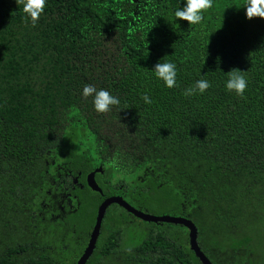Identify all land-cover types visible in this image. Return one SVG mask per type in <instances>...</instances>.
Segmentation results:
<instances>
[{
	"label": "trees",
	"instance_id": "obj_1",
	"mask_svg": "<svg viewBox=\"0 0 264 264\" xmlns=\"http://www.w3.org/2000/svg\"><path fill=\"white\" fill-rule=\"evenodd\" d=\"M241 2L213 0L202 21L188 26L175 21L177 0H46L32 26L19 3L0 0L6 196L18 195L22 210L37 208L65 182L80 202L71 219L92 226L99 192L124 185L132 189L126 199L151 213L158 207L159 215H178L184 203L214 264H257L254 243L264 239V20L245 19L235 7ZM160 59L177 65L178 87L165 88L152 75ZM233 68L247 80L242 97L223 87ZM197 79L211 87L182 95ZM85 84L108 89L120 103L95 113L91 97L80 96ZM100 165L107 187L88 177ZM119 210L110 220L127 223L128 212ZM163 226L123 244V231L107 232L106 225L87 264H201L177 225ZM37 247L41 252L20 264L76 262L53 257L46 241Z\"/></svg>",
	"mask_w": 264,
	"mask_h": 264
},
{
	"label": "flooded vegetation",
	"instance_id": "obj_2",
	"mask_svg": "<svg viewBox=\"0 0 264 264\" xmlns=\"http://www.w3.org/2000/svg\"><path fill=\"white\" fill-rule=\"evenodd\" d=\"M52 163L55 164V161L53 160ZM57 168H59L60 171L64 169L62 165H57ZM104 174V179L106 181L107 176L105 169ZM58 177L60 178L59 182H63L61 173H58ZM73 180L75 185H81L79 178L73 177ZM141 180L145 183L146 178L145 180L141 178ZM63 183L64 188L61 189V192L51 194V191H49L50 200L47 202H40V206L37 208L35 205L23 206L25 208L23 210L21 209L18 195H11L8 193L6 196L5 191L0 188V264H20V262H25L28 258L35 257L41 252V249L37 247V245L44 241L47 243L48 253L53 257L61 259H75L76 262L73 264H76L80 257L84 254L89 244L96 222L97 210L100 204L106 198L112 196H122L126 201L132 204L131 201L126 199V194L131 193L132 189H129V192L127 189L123 188L124 185L123 187L120 186L116 189L117 193L105 194V192H99L102 197L101 203L97 207L94 224L92 226H88L89 224L85 225L79 218L78 220L71 219L73 218L72 216L78 213L80 202L77 195L73 192H68L67 186H65L66 183ZM4 199H7V201ZM133 206L143 212L153 214L147 208L144 209L143 207L137 205ZM119 208L122 207L114 203L106 210L94 252L97 248V244H99L100 239L102 238V229L106 225L107 232L111 229L112 231H123V244L132 239L130 236L133 237L132 240L140 239L141 237L137 236V233L139 234L142 231L144 232V230L146 235L152 234L153 231H156L157 233L164 232L163 222H151L152 224L154 223V225L147 226L145 225V223H148L147 221H143L130 213L128 214L131 218L127 223H125V221L118 223V220H110L115 211L117 212L114 215L116 219H118V216L122 215ZM111 209L113 210L112 214H110ZM177 214L178 215L175 216H182L191 219V213L187 212V208L184 203L181 204L180 211H178ZM105 216L108 218L106 223H104ZM177 226L174 229L175 232L185 236V247L192 252V255L196 256L195 252L190 247L189 229L183 225ZM196 226L198 228V244L202 250L200 244L201 242L199 241V226L197 224ZM132 231L135 233H131L129 235ZM26 245L29 247L27 248ZM181 248H183V246ZM4 260H7V262L4 263ZM257 264H264V256H258Z\"/></svg>",
	"mask_w": 264,
	"mask_h": 264
},
{
	"label": "clouds",
	"instance_id": "obj_3",
	"mask_svg": "<svg viewBox=\"0 0 264 264\" xmlns=\"http://www.w3.org/2000/svg\"><path fill=\"white\" fill-rule=\"evenodd\" d=\"M15 3L21 5L23 19L32 26L36 25L37 20L43 13L46 0H15ZM178 6L173 10L175 21H187L188 26L198 25L207 9L212 6L213 0H177ZM236 8L244 9L245 19L260 18L264 20V0H242ZM154 78L162 83L165 88L171 89L178 87L177 85V65L169 60L161 59L150 69ZM226 76L223 80L224 89L236 96L242 97L247 87V80L241 70L231 69L225 72ZM211 87L207 79H197L189 87L185 88L182 95L191 97L194 95H202ZM80 96L84 99L91 97L92 109L97 114L108 113L113 106L120 103L117 96L110 93L108 89L97 88L92 84L83 85ZM144 104H151L150 97L145 94L142 96Z\"/></svg>",
	"mask_w": 264,
	"mask_h": 264
},
{
	"label": "water",
	"instance_id": "obj_4",
	"mask_svg": "<svg viewBox=\"0 0 264 264\" xmlns=\"http://www.w3.org/2000/svg\"><path fill=\"white\" fill-rule=\"evenodd\" d=\"M104 176H105L104 167L103 165H100L88 177L94 178L97 184H102L104 187H107L108 183L105 181ZM114 203L121 206L128 213L134 215L137 218H140L143 221L155 222V223L163 222V223H171V224L185 226L190 231L189 233L190 247L195 252L196 256L199 258L201 263L202 264H214L206 256V254L201 250L198 244V228L191 219H188L182 216L169 215V214L157 216V215H153L150 213H146L134 207L132 204L126 201L122 196L108 197L100 204L97 210L96 222H95L92 234H91L89 244L84 254L80 257V259L77 261L76 264H86L90 256L93 254L97 239L100 234V228H101L102 221L106 213V210L111 204H114Z\"/></svg>",
	"mask_w": 264,
	"mask_h": 264
},
{
	"label": "rangeland",
	"instance_id": "obj_5",
	"mask_svg": "<svg viewBox=\"0 0 264 264\" xmlns=\"http://www.w3.org/2000/svg\"><path fill=\"white\" fill-rule=\"evenodd\" d=\"M152 212H154L153 214H161L163 212V210L160 208L158 209V207H156V209H153ZM166 213H164L165 215ZM254 249L257 252V255L262 257L264 256V239H258L255 243H254Z\"/></svg>",
	"mask_w": 264,
	"mask_h": 264
}]
</instances>
